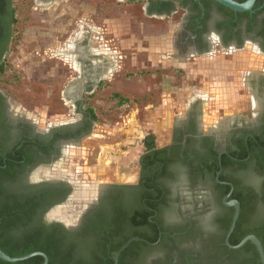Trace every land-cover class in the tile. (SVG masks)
<instances>
[{
    "label": "flooded vegetation",
    "instance_id": "1",
    "mask_svg": "<svg viewBox=\"0 0 264 264\" xmlns=\"http://www.w3.org/2000/svg\"><path fill=\"white\" fill-rule=\"evenodd\" d=\"M16 1L3 0L0 6V66L14 39ZM117 1L143 2L149 16L167 22L182 10L175 44L185 58L195 59L214 48L230 55L245 45H253L264 55V0H256L250 11L223 9L214 0ZM38 2L40 11L59 10L56 0ZM70 32L68 28L66 33ZM91 34V30L77 34L75 54L64 57L66 68L49 85L57 92L61 109L51 115L56 122L39 126L0 87V168H13L9 188L15 197L31 200L33 221L40 223V230L67 242L73 260L92 251L103 262L114 261L122 246L136 237L140 240H132L123 250L126 253L121 251L117 264H262L252 261L259 255L252 241L240 248L228 242L236 236L254 235L264 248L259 236L264 238V70L244 79L246 90L239 96L247 100V118L235 116L229 125L210 127L204 123L199 102L192 101L167 127L165 143H159L150 128L143 131L132 125V137L144 148L135 171L119 168L113 179L116 173L110 172L111 167L106 169L112 155L103 154L94 170L99 181L89 177L95 173L87 170L92 181H83L65 168L70 149L98 136L92 100L106 78L99 73L103 62L89 52ZM52 39L53 46L59 44L58 34ZM55 55H47L44 62ZM122 97L119 94L118 103ZM168 97L171 105L173 96ZM149 136L154 145L148 149ZM89 153H93L90 148ZM88 187L94 194H84ZM234 195L240 199V212L227 238L236 211L228 202L237 200ZM118 245L122 246L118 249Z\"/></svg>",
    "mask_w": 264,
    "mask_h": 264
},
{
    "label": "rangeland",
    "instance_id": "2",
    "mask_svg": "<svg viewBox=\"0 0 264 264\" xmlns=\"http://www.w3.org/2000/svg\"><path fill=\"white\" fill-rule=\"evenodd\" d=\"M38 1H16L17 23L12 47L0 72V87L10 92L39 126L56 122L51 115L61 112L57 92L51 86L66 68L64 57L75 54L73 48L80 31H93L94 39L103 45L92 48L109 50L106 59L99 60L104 66L99 73H109L110 77L103 81L92 100L97 114L93 128L98 136L70 149L71 159L65 168L68 173L92 181L88 180L87 171L95 173L103 154L117 157L113 161L110 156L112 163L106 168L111 167L110 172L116 173L113 179L117 178L119 168H128L132 173L144 150L132 137V125L143 131L150 128L157 141L165 143L170 129L167 127L192 101L199 102L204 123L210 127L229 125L235 116L248 117L247 100L239 96L246 90L244 79L264 70V55L253 45L232 50L230 55L214 48L195 59L185 58L175 44L184 16L182 10L167 22L159 16H149L143 2L56 0L54 6L59 10L40 11ZM68 28L70 33H66ZM54 34L59 35L60 42L53 46ZM44 52L56 54L55 59L44 62L43 58L49 57ZM116 92L124 96L119 103ZM169 94L174 99L171 105L167 101ZM115 142L119 144L113 145ZM89 148L93 153H89ZM89 177L99 181L96 173ZM89 188L84 190L86 196L95 192Z\"/></svg>",
    "mask_w": 264,
    "mask_h": 264
},
{
    "label": "trees",
    "instance_id": "3",
    "mask_svg": "<svg viewBox=\"0 0 264 264\" xmlns=\"http://www.w3.org/2000/svg\"><path fill=\"white\" fill-rule=\"evenodd\" d=\"M235 1L244 2L245 0ZM1 5H4L3 0H0V6ZM219 5L223 9L231 10L220 3ZM14 13H16V10H13V16ZM12 23L15 26L17 18H13ZM2 69L3 64L0 66V71H2ZM153 141L151 136L147 137L145 144L148 149L152 148L154 145ZM12 175H14L13 168H0V248L6 254L11 257H19L39 251L48 256V264H113V260L103 262L97 258L92 251L81 254L82 257H78L79 260H73L74 257L68 251L69 246L67 242H63V239L59 240L51 233L40 230V223L33 221V204L31 200L22 202L15 197L13 190L9 188V179ZM234 198L240 201L237 195H234ZM252 231L254 230L252 229ZM259 236L263 239L264 244V238L261 235ZM243 238L244 236L233 237L234 240L231 241V244L237 245ZM151 240L149 239L150 242ZM121 246L122 245H118L117 248L119 249ZM126 252L127 250L123 251L122 254ZM97 259H99L100 262L97 261ZM258 260H260V258L257 253L256 256L252 258V261L256 263ZM43 263L44 259L41 256H34L18 262H8L0 258V264Z\"/></svg>",
    "mask_w": 264,
    "mask_h": 264
},
{
    "label": "water",
    "instance_id": "4",
    "mask_svg": "<svg viewBox=\"0 0 264 264\" xmlns=\"http://www.w3.org/2000/svg\"><path fill=\"white\" fill-rule=\"evenodd\" d=\"M214 1L224 5L226 7H228L230 9L234 10V11H250V10H252V7H253V5H254L256 0H245L244 2H237L235 0H214ZM228 205H234L236 211H235V215H234L233 220H232V224H231L230 230H229V232L227 234V238H229V236L231 235L232 231L234 230V228L236 226L237 219L239 217V212H240V203H239V201L231 200L230 202H228ZM132 240H140V238H136L135 237V238L131 239L130 241H128L126 244H124L122 246V248L120 249V251L114 256V264H117L118 257L120 255L121 251H123L130 244V242ZM248 241H252L257 246V249H258V252H259V255H260V261H261L262 264H264V248H263L260 240L256 236L249 235V236L245 237L237 245H231L229 242H228V245L230 247H233V248H240L244 244H246ZM34 256L43 257V259H44V263L43 264H48L49 258L43 252L36 251V252L30 253V254H27V255H24V256L11 257L8 254H6L0 248V258L2 260L8 261V262L24 261V260H27V259H29L31 257H34Z\"/></svg>",
    "mask_w": 264,
    "mask_h": 264
},
{
    "label": "crops",
    "instance_id": "5",
    "mask_svg": "<svg viewBox=\"0 0 264 264\" xmlns=\"http://www.w3.org/2000/svg\"><path fill=\"white\" fill-rule=\"evenodd\" d=\"M96 39H94V35H93V31H92V34H91V47H90V53L92 54V55H94L95 57H98V59L99 60H104V58L106 59V57H105V55H107V52L106 51H109L107 48H104V50L103 49H101V51H100V49H97V48H95V47H97L98 45L97 44H99L100 45V43H98V41L96 40ZM96 44V45H95ZM102 45V44H101ZM100 45V47L102 48V46ZM92 46H95V47H93L92 48ZM108 47V46H107ZM95 57H94V59H95ZM111 72V71H110ZM103 77H105V78H107V79H109V73H107L106 75H104Z\"/></svg>",
    "mask_w": 264,
    "mask_h": 264
},
{
    "label": "bare ground",
    "instance_id": "6",
    "mask_svg": "<svg viewBox=\"0 0 264 264\" xmlns=\"http://www.w3.org/2000/svg\"><path fill=\"white\" fill-rule=\"evenodd\" d=\"M70 92V91H69ZM71 92H72V90H71Z\"/></svg>",
    "mask_w": 264,
    "mask_h": 264
}]
</instances>
